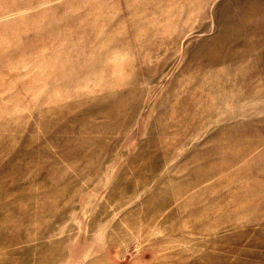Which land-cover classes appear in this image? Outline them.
I'll return each mask as SVG.
<instances>
[{"label": "rangeland", "instance_id": "rangeland-1", "mask_svg": "<svg viewBox=\"0 0 264 264\" xmlns=\"http://www.w3.org/2000/svg\"><path fill=\"white\" fill-rule=\"evenodd\" d=\"M0 264H264V0H0Z\"/></svg>", "mask_w": 264, "mask_h": 264}]
</instances>
